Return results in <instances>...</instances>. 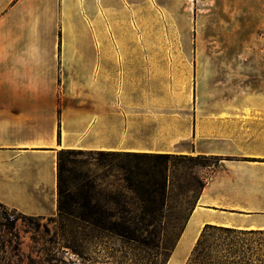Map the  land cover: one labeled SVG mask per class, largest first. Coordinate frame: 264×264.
Instances as JSON below:
<instances>
[{
    "label": "crops",
    "instance_id": "0c3cea01",
    "mask_svg": "<svg viewBox=\"0 0 264 264\" xmlns=\"http://www.w3.org/2000/svg\"><path fill=\"white\" fill-rule=\"evenodd\" d=\"M61 150L212 159L166 264H264V0H0V204L56 217Z\"/></svg>",
    "mask_w": 264,
    "mask_h": 264
},
{
    "label": "rangeland",
    "instance_id": "374dc122",
    "mask_svg": "<svg viewBox=\"0 0 264 264\" xmlns=\"http://www.w3.org/2000/svg\"><path fill=\"white\" fill-rule=\"evenodd\" d=\"M221 41L227 43L228 37L221 36ZM156 155L167 154L139 156L142 160L139 169L142 182V188L139 190L141 197L134 199L132 207L138 220L143 210L157 212L150 218L151 226L142 228L147 229V233H139L136 243L125 247L116 239L94 240L86 245L83 260L64 248L65 239L59 229L60 219L57 216L26 217L0 206V214L5 213L9 220L16 221V233L19 236L17 240L13 239L14 249L8 247L5 252H0V264H166L214 161L182 155L157 159ZM63 160L73 175H85L107 197L116 196L122 191L124 183L120 169L121 161L107 153L100 155L84 152L82 155H65ZM153 173L159 179L158 173L163 174L165 180V196L159 204L150 202L146 195L155 188L149 184L152 178L150 175ZM118 208L113 202L107 205L109 212L115 213ZM204 237L206 238L191 264H244L239 260L222 263L217 259L218 255L215 258L213 252L218 253L219 249L216 247L221 239L235 245V251L244 248L245 252V246L250 247L246 243L248 238L213 230L205 231Z\"/></svg>",
    "mask_w": 264,
    "mask_h": 264
},
{
    "label": "trees",
    "instance_id": "16d2710c",
    "mask_svg": "<svg viewBox=\"0 0 264 264\" xmlns=\"http://www.w3.org/2000/svg\"><path fill=\"white\" fill-rule=\"evenodd\" d=\"M87 151L61 150L57 155V218L60 219L59 229L65 239L64 248L83 259L86 245L94 240L116 239L123 246L136 243L141 232L147 233L143 227L151 226V217L155 210H143L139 220L132 204L134 199L140 198L139 190L142 182L139 176L141 164L138 153L118 152H89L103 155L107 153L121 161L120 169L123 172V189L116 196L107 197L100 188L88 180L83 174L73 175L71 169L65 166V155H82ZM170 155H156L157 159L167 158ZM196 159L207 160L199 157ZM150 175V185L155 187L146 193L149 201L161 203L165 196V180L161 173L160 179ZM146 196V197H147ZM113 202L118 205L117 211L109 212L107 205ZM121 203V204H120ZM0 206L4 207L0 204ZM24 216V215H23ZM27 217V216H26ZM142 226V227H140ZM143 230V231H141ZM18 239L16 221H11L0 214V252H5L8 247L12 249L13 239ZM17 248V247H16Z\"/></svg>",
    "mask_w": 264,
    "mask_h": 264
}]
</instances>
